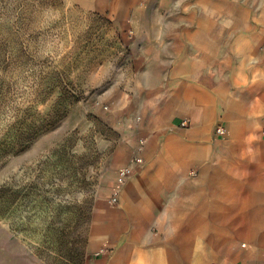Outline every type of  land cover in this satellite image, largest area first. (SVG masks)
Segmentation results:
<instances>
[{
    "label": "crops",
    "instance_id": "obj_1",
    "mask_svg": "<svg viewBox=\"0 0 264 264\" xmlns=\"http://www.w3.org/2000/svg\"><path fill=\"white\" fill-rule=\"evenodd\" d=\"M96 1L124 52L107 205L144 144L86 264H264V0Z\"/></svg>",
    "mask_w": 264,
    "mask_h": 264
},
{
    "label": "rangeland",
    "instance_id": "obj_2",
    "mask_svg": "<svg viewBox=\"0 0 264 264\" xmlns=\"http://www.w3.org/2000/svg\"><path fill=\"white\" fill-rule=\"evenodd\" d=\"M87 3L0 0V264H86L118 215L120 15Z\"/></svg>",
    "mask_w": 264,
    "mask_h": 264
},
{
    "label": "built area",
    "instance_id": "obj_3",
    "mask_svg": "<svg viewBox=\"0 0 264 264\" xmlns=\"http://www.w3.org/2000/svg\"><path fill=\"white\" fill-rule=\"evenodd\" d=\"M225 132L226 130L223 126H220V125L216 126L215 128L216 134L223 135L225 134ZM143 144H144L143 139H139L136 145V148H135L134 155L131 158V162L118 169L116 183L113 187V191L111 195L107 199L110 205L119 203V194L121 192V189L126 184L128 179L132 176L134 170L142 166L143 159L140 153L142 151Z\"/></svg>",
    "mask_w": 264,
    "mask_h": 264
}]
</instances>
